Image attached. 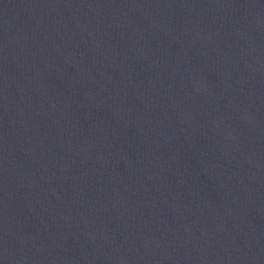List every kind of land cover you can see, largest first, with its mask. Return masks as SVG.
Listing matches in <instances>:
<instances>
[{
  "label": "water",
  "instance_id": "obj_1",
  "mask_svg": "<svg viewBox=\"0 0 264 264\" xmlns=\"http://www.w3.org/2000/svg\"><path fill=\"white\" fill-rule=\"evenodd\" d=\"M264 98V0H127Z\"/></svg>",
  "mask_w": 264,
  "mask_h": 264
}]
</instances>
